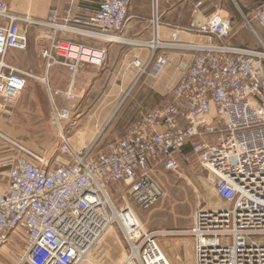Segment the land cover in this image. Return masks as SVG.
<instances>
[{
  "label": "built area",
  "instance_id": "1",
  "mask_svg": "<svg viewBox=\"0 0 264 264\" xmlns=\"http://www.w3.org/2000/svg\"><path fill=\"white\" fill-rule=\"evenodd\" d=\"M94 2L92 6L69 0L61 21L56 9L40 21L11 12L0 0V101L15 100L31 76L5 60L8 50L27 48L28 25L47 28L48 44L40 48V58L45 69L60 65L68 71L70 81L61 93L70 100L77 97L78 69L102 66L108 53L102 47L60 38L58 32L121 41L115 33L123 29L130 4V0ZM154 5L156 12V0ZM251 14L264 30V0ZM242 16L261 48L226 44L231 19L217 11L192 24L188 30L200 39L177 44L192 54L173 88V98L146 112L108 152L92 156L89 148L75 149L62 127L71 110L51 101V120L60 139L56 151L64 158L19 147L23 152L9 163L6 189L0 193V251L19 238L18 264H81L116 223L127 244L120 264H171L156 241L164 233L145 230L130 203L148 209L163 195L150 173V162L176 170L173 154L188 139L213 136V144L195 143L192 148L223 204L196 208L194 225L174 232L194 239L195 264H264V43ZM172 37L177 38L176 32ZM157 44L138 42L151 49ZM151 58L152 54L145 63L134 60L139 75ZM116 182L125 186L118 209L108 192Z\"/></svg>",
  "mask_w": 264,
  "mask_h": 264
},
{
  "label": "crops",
  "instance_id": "2",
  "mask_svg": "<svg viewBox=\"0 0 264 264\" xmlns=\"http://www.w3.org/2000/svg\"><path fill=\"white\" fill-rule=\"evenodd\" d=\"M3 1L6 2L11 12L22 16L27 15L40 21L47 20L50 12L56 9L59 21H61L69 0ZM78 1L92 6L95 5L94 0ZM154 4L155 0H130L124 27L121 31L115 33L122 39L121 41L98 39L100 40L99 42H102V44L98 45L94 42L89 43V41L80 42L105 48L108 58L99 67L92 65L81 66L74 78V91L77 97L73 100L65 97L69 102H74L78 98V76L82 77L89 73L87 68L84 67H103L104 76L109 81L102 92L103 97L100 102L102 107L98 113L94 114L95 116L98 115L95 120H100L102 119L101 116H103L102 124L110 125L113 130L120 134L119 137L121 138L146 112L173 98V88L190 62L192 54V51L181 48L177 44L189 40L198 41L200 36L193 30H188V28H191L192 24L202 23L210 14L216 12L213 8H206L192 13L189 0H156V12L154 11ZM228 11L230 10H226L227 14H229ZM31 29H33L34 36L30 39L29 44L27 42V48L25 50H8L5 60L8 64L31 75L26 80L28 89L25 100L28 101V105L29 103L38 105V103H41V95L45 98V101L49 100L47 92L42 86L43 81L39 78L46 77L45 86L49 90V86L53 87L55 95H58L59 90L57 89L64 87L62 89L64 91L68 87L70 74L60 65H53L45 69L39 50L48 44V39L45 37L47 28L41 25H28L26 27L27 34ZM174 32H176L177 38L172 37ZM65 33L58 32V37L68 39L64 37ZM226 38L224 40L225 43L233 46H243L240 44L249 40L248 35L245 34L235 40L236 42H242L240 44L235 41V44L229 43ZM123 40H136L138 42L155 40L158 44L154 49L140 46L137 48L140 50V55L136 56L133 50L130 53L125 50L123 45H126V42ZM138 42L135 45L138 46ZM151 54L152 58L147 68L144 73L139 75L140 71L139 68L134 66V60L137 58L142 63H145ZM158 59H164L165 62L159 63ZM131 79H134V81H131ZM50 100L56 104L51 98ZM57 106L69 107L58 103ZM128 109L130 110L129 115L125 113V110ZM70 110L72 109L70 108ZM201 142L213 144L215 138L213 136L190 138L178 152L173 154L181 167L179 170V166L176 170H164L161 163L150 162V173L161 187L163 195L154 206L148 209H140L133 202L130 203L131 208L145 230L162 231L164 233L158 235L156 241L171 264H195L194 239L174 231L188 230L194 225L193 214L196 209V201L190 194L191 188L186 185V177L188 175L186 164L189 159L197 158L192 147L195 143ZM9 165V162L5 163V166ZM8 173L9 170L3 172L6 181L0 184V193H3L6 189ZM112 187H118L120 192L121 189L125 188L121 182L113 183L108 187L109 193L113 195L115 193L114 191L112 192ZM209 196V200L212 199L211 195ZM216 199L218 203L221 202L217 195Z\"/></svg>",
  "mask_w": 264,
  "mask_h": 264
},
{
  "label": "rangeland",
  "instance_id": "3",
  "mask_svg": "<svg viewBox=\"0 0 264 264\" xmlns=\"http://www.w3.org/2000/svg\"><path fill=\"white\" fill-rule=\"evenodd\" d=\"M190 8L193 13L194 8L197 12L206 8H213L222 15H229L231 19V33L226 38L229 43H234L241 35H248L249 40L236 43H242L243 47L260 49L261 43L253 34L251 29L246 25L245 15L255 28L258 36L264 42V30L258 25L255 19L252 18V10L263 0H189ZM200 4L196 7V4ZM229 9V14L226 10ZM225 10V11H224ZM33 29L27 34L28 44L34 36ZM63 36V35H62ZM64 37L79 42H94L102 44L98 39L78 36L71 33H65ZM125 41V40H124ZM126 45H123L125 50L130 53L133 50L136 56L140 55V46L135 45L138 41L126 40ZM129 43V44H128ZM87 66L89 73L78 76L77 90L78 98L74 102L66 100L61 91L57 89L58 95H55V90L45 86L42 82L43 89L47 92L49 100L45 101L41 95V103L32 105L25 100L28 85L22 90L20 95L9 102L0 101V184L6 181L5 172L9 170V166H5L6 162L11 164L19 154L23 151L19 148L24 147L32 150L40 155L50 156L53 154V159H63L64 155L56 151V147L60 144L57 127L51 120L50 104L54 100L59 105H68L72 110L68 120L62 123L64 133L70 137L71 145L80 152H84L86 148L90 149V155L95 156L99 153L108 152L111 145L116 142L120 136L110 125L102 124L104 117L100 120H95L102 107V92L108 85L109 79L104 76L103 67L93 68ZM47 80V79H46ZM134 79H131V81ZM41 104V105H40ZM99 109V110H98ZM125 113L130 114V110H125ZM142 116V115H141ZM140 116V117H141ZM97 124V126H96ZM98 134V135H97ZM97 135V136H96ZM122 136V135H121ZM119 137V138H118ZM45 150V151H43ZM45 152V153H43ZM188 175L186 177V185L191 188L190 194L196 201V208L199 207H219L222 201L218 203L216 194L211 183V177L198 162L197 158H191L187 161ZM181 169L179 166L178 170ZM196 187V188H195ZM114 195L109 193L113 205L118 209L123 206L121 196L124 194V189L121 192L118 187H112ZM109 192V188H108ZM209 195L211 198L209 200ZM209 200V201H208ZM12 238V237H11ZM21 243L19 238L10 240L0 251V264H18L19 253L21 252ZM127 244L123 238L120 227L114 223L109 228L107 234L94 247L92 252L85 258L81 264H120L125 256Z\"/></svg>",
  "mask_w": 264,
  "mask_h": 264
},
{
  "label": "bare ground",
  "instance_id": "4",
  "mask_svg": "<svg viewBox=\"0 0 264 264\" xmlns=\"http://www.w3.org/2000/svg\"><path fill=\"white\" fill-rule=\"evenodd\" d=\"M124 41V40H123ZM126 41V40H125ZM37 77V76H36ZM40 80H42V78H39ZM130 216H128V218H129ZM125 220V224H127L128 222V219L126 218V219H124Z\"/></svg>",
  "mask_w": 264,
  "mask_h": 264
}]
</instances>
